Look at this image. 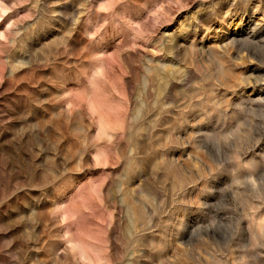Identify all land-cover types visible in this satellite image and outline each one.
Masks as SVG:
<instances>
[{
    "label": "rangeland",
    "instance_id": "rangeland-1",
    "mask_svg": "<svg viewBox=\"0 0 264 264\" xmlns=\"http://www.w3.org/2000/svg\"><path fill=\"white\" fill-rule=\"evenodd\" d=\"M0 264H264V0H0Z\"/></svg>",
    "mask_w": 264,
    "mask_h": 264
}]
</instances>
